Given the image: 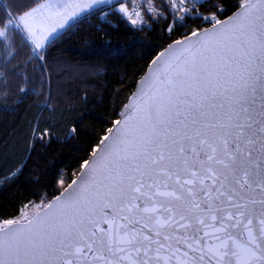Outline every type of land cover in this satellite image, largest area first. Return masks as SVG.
<instances>
[{"label": "snow or ice", "instance_id": "6c2138e0", "mask_svg": "<svg viewBox=\"0 0 264 264\" xmlns=\"http://www.w3.org/2000/svg\"><path fill=\"white\" fill-rule=\"evenodd\" d=\"M103 3H21L0 15V44L22 31L42 61L50 35ZM208 7L111 4L141 30L160 20L165 32L190 19L208 26L156 56L76 179L0 222V264H264V0H239L223 19Z\"/></svg>", "mask_w": 264, "mask_h": 264}, {"label": "trees", "instance_id": "16d2710c", "mask_svg": "<svg viewBox=\"0 0 264 264\" xmlns=\"http://www.w3.org/2000/svg\"><path fill=\"white\" fill-rule=\"evenodd\" d=\"M21 3L31 0H0V15ZM238 3L208 0L202 11L218 4L223 19ZM165 23L148 21L141 30L110 6L73 23L47 45L42 61L22 32L0 44V222L50 201L62 192L60 181L67 187L76 179L156 56L208 26L190 19L165 32ZM37 128L48 129L49 138L37 139Z\"/></svg>", "mask_w": 264, "mask_h": 264}, {"label": "crops", "instance_id": "0c3cea01", "mask_svg": "<svg viewBox=\"0 0 264 264\" xmlns=\"http://www.w3.org/2000/svg\"><path fill=\"white\" fill-rule=\"evenodd\" d=\"M116 2V0H105V3H103V4H97V5H94L93 6V8H91V9H89V10H86V11H84V12H78L75 16H73V17H70L68 20H67V22H66V24H65V26L63 27V28H58L57 29V32L59 31V34H57L56 36H55V38L57 37V36H59L61 33H63L67 28H69L73 23H75L76 21H78L80 18H82V17H84L85 15H87V14H89V13H91L92 11H94V10H96V9H98V8H104V7H110L111 6V4H114ZM134 3L136 4L137 2H135L134 1ZM140 3V5H141V2H139ZM130 7V6H129ZM22 32V31H21ZM56 32V33H57ZM55 33V34H56ZM55 34H52V35H55ZM54 38V39H55ZM51 39V40H50ZM53 38H49L48 37V40L47 41H45V48L47 47V45L50 43L49 41H53L54 40ZM45 50V49H44ZM43 50V51H44Z\"/></svg>", "mask_w": 264, "mask_h": 264}, {"label": "rangeland", "instance_id": "374dc122", "mask_svg": "<svg viewBox=\"0 0 264 264\" xmlns=\"http://www.w3.org/2000/svg\"><path fill=\"white\" fill-rule=\"evenodd\" d=\"M57 34H59V31L55 34V35H50L49 38H53L55 37ZM27 38V37H26ZM28 39V38H27ZM51 40V39H50ZM34 50V48H33ZM38 206V205H29L27 207H25L21 213V215H19L17 218L15 219H19L21 218L24 214H31L34 210H35V207Z\"/></svg>", "mask_w": 264, "mask_h": 264}, {"label": "water", "instance_id": "95a60500", "mask_svg": "<svg viewBox=\"0 0 264 264\" xmlns=\"http://www.w3.org/2000/svg\"><path fill=\"white\" fill-rule=\"evenodd\" d=\"M232 15H233V14H232ZM230 16H231V15H230ZM230 16H229V17H230ZM170 45H171V44H170ZM166 48H167V47H166ZM166 48H165V49H166ZM165 49H164V50H165ZM150 67H151V65H150ZM150 67L148 68V70L146 71V73L143 75V77H142L140 80L144 79V78L148 75V72H149V70H150ZM138 93H139V87H138V84H137V87H136L134 93L132 94V96H133L134 94H138ZM132 96H131V97H132ZM131 97H130V99H129V101H128L127 104L130 103V101H131ZM127 104H126V105H127ZM126 105H125V106H126ZM125 106H124V108H125ZM124 108H123V110H124ZM123 110H122V112H121V116H120V118H119V119H121V120L123 119V114H122V113H123ZM114 127H115V125H114L112 128H114ZM91 159H92V157H90L89 160H91ZM78 175H79V174H78Z\"/></svg>", "mask_w": 264, "mask_h": 264}, {"label": "built area", "instance_id": "2783aa9c", "mask_svg": "<svg viewBox=\"0 0 264 264\" xmlns=\"http://www.w3.org/2000/svg\"><path fill=\"white\" fill-rule=\"evenodd\" d=\"M134 1L137 2V3L135 4L136 7H140V6H141L140 3H139V2H141V0H134Z\"/></svg>", "mask_w": 264, "mask_h": 264}]
</instances>
